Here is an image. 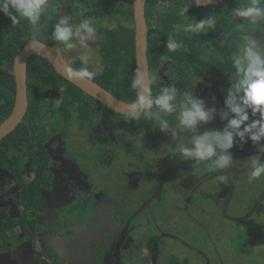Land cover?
<instances>
[{"label": "trees", "instance_id": "trees-1", "mask_svg": "<svg viewBox=\"0 0 264 264\" xmlns=\"http://www.w3.org/2000/svg\"><path fill=\"white\" fill-rule=\"evenodd\" d=\"M63 1L47 0V6L42 11L39 21L40 31L35 34L26 19L20 18L19 23L13 25L11 19L0 12V124L11 115L16 104L17 86L14 74L16 55L34 36L53 46L61 45L55 41L53 29L60 19ZM70 1L75 3L71 7L75 16L74 25L87 18L96 29L95 35L88 41L87 48L95 47L96 54L101 57V62L105 66L104 77H108L109 81L116 84L106 85L99 81V78L92 77L91 79L119 98L134 102L137 96V90L131 88V80L137 70L136 33L132 11L134 0ZM239 1L224 0L222 4L215 1L209 5H201L193 0H168L167 3H162L160 0H147L146 18L151 77L160 81L161 77L157 67L163 64L161 61L163 56L166 57V61L171 62L167 66L178 70L172 76L173 84L179 86L176 97L185 93L193 94L197 90L200 78L206 85L211 81L210 79L223 77L226 80V86L235 92L233 85L238 77L232 63V56L242 54L240 48L244 36H252L254 32L262 31L264 28L262 21H258L261 27L258 23L257 25L249 24L244 18L242 21V18H238L240 23L236 22L234 10L237 9ZM240 2L246 7L251 0ZM197 3L199 6H196ZM259 3L264 6V0H259ZM211 15L216 19L214 27L206 28L201 33L184 30L186 25L193 24L196 20L206 19ZM170 37L182 44L177 51H168L166 42ZM73 42L78 43L75 40ZM62 52L71 56L70 63L77 70L87 67L78 58L77 46L72 50L63 48ZM222 87V85L218 86L214 91L215 94H220ZM158 88L157 85L153 88V97L159 94L160 89ZM28 93L29 107L26 116L12 133L0 140V169L9 170L14 177H18L20 194L16 199L17 204L24 209L19 217L0 220V253L16 258L19 254L18 249L21 245H25L33 257L41 258L45 255L51 264H68L56 253L53 246L49 248L46 243L43 247L41 246L40 243H43V240L45 242L48 237L37 229L39 221L35 214L39 212L36 210L38 207V211L43 210L46 194L49 196L47 191L52 188L49 183L52 181V173L46 168L49 154L52 151L49 153L50 144L47 143L53 135L58 133L67 137L69 130L72 126L75 128L76 123L80 132L92 129L95 132L96 127L102 129L101 120L104 118L110 121L114 115L125 116V114L106 106L68 81L57 71L53 63L40 53L33 54L28 63ZM173 103L177 104L175 100ZM162 115L172 117L173 113ZM156 121L141 115L139 120H132L131 125L141 133L150 135L157 125ZM102 130V143L106 146L109 143L107 135H112V133L110 128ZM27 156L31 167L25 170L31 171L30 175L33 177L31 181L25 179L22 173L23 163L28 159ZM221 173L223 174L222 170ZM156 191L157 188L153 194ZM159 194L158 198L170 196L165 189ZM165 194L166 196H163ZM87 195L88 205L77 206L75 202L78 198H73L71 202H64L65 204L58 207L55 211L59 216L58 222L60 218H64L63 224L65 225L85 224L89 226L93 216L95 217L98 213L95 212L94 197L91 193ZM204 196L211 197L207 194ZM111 204V215L118 220H123L124 215L120 214L114 200ZM151 204L140 214L151 212ZM71 205L73 207L70 210L63 209ZM70 213H75L74 220ZM65 215H68L70 219H67ZM54 224L42 223L41 225H45L46 229L50 227L49 230L53 231L55 230ZM17 227L21 229V234L18 233ZM60 234L62 235V232ZM150 236L149 245L151 247L148 248L145 244L147 249H152V245L158 239L157 233H152ZM90 243L95 258L100 260L106 254V246L97 244L94 239ZM171 259L175 262L174 264H179L178 257H171Z\"/></svg>", "mask_w": 264, "mask_h": 264}, {"label": "rangeland", "instance_id": "rangeland-1", "mask_svg": "<svg viewBox=\"0 0 264 264\" xmlns=\"http://www.w3.org/2000/svg\"><path fill=\"white\" fill-rule=\"evenodd\" d=\"M160 1L167 3L168 0ZM240 1L237 3V9L245 8V4L242 5ZM74 4L70 1L69 9ZM235 17L236 22L240 23L238 18L241 17L236 13ZM258 26L262 25L258 23ZM248 37L256 38L264 46V28ZM76 44L78 55L88 56L87 68L94 73L93 78H99V81L106 85L116 84L109 81L108 77H104L105 66L101 62V57L96 54L95 47L81 48L79 43ZM64 55L71 62V56L66 53ZM200 80L203 81L202 78ZM210 80L211 83H206L205 88L195 93L196 97L203 100L205 109L211 112L210 120L198 124L193 131L179 126L180 105L184 97V94H181L175 98L177 110L173 112L172 117L169 115L163 117L169 122L167 131H161V125L156 121L157 125L153 132L147 135L135 129L131 125L132 120L114 115L110 121H106L105 118L104 122L101 120V128L109 127L112 133L107 135L109 143L106 146L102 143L103 130L97 127L98 131L95 132L94 129L80 132L76 123L75 128L72 126L65 137L68 140L67 150H64L67 159L77 163L90 176L92 188L96 184L101 187H97L98 189L105 190L111 200H114L120 214L124 216L141 210L146 202V196L153 194L158 187L161 174L164 175L170 164L190 167L188 170L174 171L176 168L174 166L171 174V169L166 172V176L168 173L170 175L163 185V190H167L170 196L162 198L157 196L151 204V212H144L133 221L130 230L135 229L131 233V237L134 234V238H129L126 246L120 251L121 264H174L171 257H178L179 264H264V175L251 182L248 179L252 167L250 158L259 155L264 162V151H261L264 148V140L257 144L248 135L243 140L235 136L234 146L228 150L233 156V162L225 168L234 190L227 214L225 207L231 187L224 168L210 169L208 167L210 161H201L197 164L180 154L182 147L192 146L191 140L194 136L212 130L223 131L228 121L233 118L225 103L232 89L226 86L223 77ZM220 85L223 87L217 95L214 91ZM213 109L214 111H211ZM249 117L246 124L260 119L257 114L253 115L251 112ZM61 147L63 149L62 143ZM107 152L111 153L107 157L110 155L113 157L109 161L105 156ZM217 152L219 155L220 150ZM133 176L138 180L136 181ZM221 176L226 179L221 180ZM129 181L132 182L131 185ZM14 191L19 192L16 189ZM95 192L97 190H94ZM204 194L211 197L206 198ZM46 196L50 199V196L47 194ZM87 196L79 193L75 205H88ZM93 201L95 212L100 217L93 221L90 234L91 238H96L97 243H101L107 238L109 206L103 202L97 205V199ZM72 207L71 205L63 209L70 210ZM65 216L70 219L68 215ZM70 216L75 219V213H70ZM63 221L64 218L59 219L61 226L58 225L60 230L55 228L56 235L67 230V227L62 228ZM152 233H157L158 239L152 245L153 249H147L151 247L149 241ZM42 234L48 237V232ZM57 241L61 245L68 244L63 239L58 238ZM40 244L43 247L44 240ZM59 244L55 245L60 246ZM18 253L17 258L0 253L3 259L1 262L6 260L13 264L23 263L30 257L24 246L18 249ZM89 253L90 250L86 246L82 248L79 244L78 253L71 255L79 260L81 256ZM112 253L116 259L117 254L114 250ZM76 260L70 259L69 262L75 264ZM41 262L46 264L44 259Z\"/></svg>", "mask_w": 264, "mask_h": 264}, {"label": "clouds", "instance_id": "clouds-1", "mask_svg": "<svg viewBox=\"0 0 264 264\" xmlns=\"http://www.w3.org/2000/svg\"><path fill=\"white\" fill-rule=\"evenodd\" d=\"M46 6L47 0H0V12L9 17L13 25L18 24L20 18L26 19L34 34L40 31L39 21ZM196 6L199 4L197 3ZM235 13L251 25H257L258 21L264 20V6L260 5L259 0H251L249 5L243 9H236ZM70 21V17L61 16L54 25L53 37L55 41L59 42L65 50L76 48L77 44L73 42L74 40L79 43L81 48H87L88 41L95 35L96 29L87 18L82 19L77 25H73ZM215 24L216 19L211 15L206 19L196 20L195 23L186 25L184 30L201 33L206 28L214 27ZM32 43L33 45L38 44L35 36ZM166 43L168 51L174 52L182 47L181 43H177L171 37ZM240 52L241 55L232 56V63L238 77L237 82L233 85L235 92L230 90L229 97L225 101L233 118L228 121L223 131L212 130L203 135L194 136L191 140V147L185 146L180 149V154L183 157L190 158L197 164L201 161H210L208 164L210 169L228 168L232 164L233 156L228 150L233 148L235 136H239L243 140L248 135L257 144L264 140V46L256 38L244 36ZM78 58L87 65V55H80ZM161 61H166V57L162 56ZM69 76L92 78L94 73L87 67H82L78 71H70ZM131 88L137 90V96L129 106L130 111L125 114V119L139 120L143 115L147 119L157 120L161 125V131H167L169 122L163 118L162 114H171L176 110L173 101L176 98L177 88L163 86L159 94L153 97L148 90L145 77L139 69L133 75ZM180 108L178 119L182 129L193 131L198 124L207 123L210 120L211 112L205 109L203 100L192 93L184 94ZM249 109L253 115L259 113L260 119L246 124L250 118ZM225 118H227V114H225ZM218 149L220 150L219 155ZM261 151H264V148ZM250 161L252 167L248 176L249 182L264 175V162L261 161L259 155L251 157ZM220 179L225 180L226 178L221 176Z\"/></svg>", "mask_w": 264, "mask_h": 264}, {"label": "flooded vegetation", "instance_id": "flooded-vegetation-1", "mask_svg": "<svg viewBox=\"0 0 264 264\" xmlns=\"http://www.w3.org/2000/svg\"><path fill=\"white\" fill-rule=\"evenodd\" d=\"M220 1H221V3L224 2V0H220ZM220 1L217 0V2H220ZM63 3H64V1H63ZM62 7H63V4H62L61 10H60V18H61ZM68 12H69V16L71 17V19L75 20V16L73 15L74 12H72L71 8L69 9V4H68ZM262 23H264V22H262ZM256 33H259V32H254L253 35H255ZM56 47L60 48V45L56 46ZM60 49L62 50L63 47ZM168 63L170 64L171 62L164 61L163 64H161L157 67L159 75L161 78H160V81H158L157 79L155 80L154 78L151 79L152 90L155 87V85L159 86L158 89H161V87H163V86H175L177 88V92H178L179 86L177 84H173L174 81L172 79L173 73H176L178 70L174 69L170 66H167ZM154 74L155 73L153 72V75ZM201 82H203V83H201ZM199 83L200 84H199V87H197V90H201V89L205 88L206 85H204L205 84L204 81H201L199 79ZM197 90L193 93V95L197 96L195 94V93H197ZM105 119H107V118H105ZM76 120H77V118H76ZM76 120L73 122V124L76 122ZM106 128H109V127H106ZM109 132H110V130H109ZM67 141L68 140L65 139V137H63L62 134L58 133L56 135H53L52 138H50L49 142L47 143V144H50L49 153L52 151L49 154L50 157L46 163V168H48L49 171L52 173V181L49 182L51 184L52 188H51V190L47 191L49 196H51V197H50V199L45 198L46 201L44 202V206H43L42 211H38L39 207L36 210L37 212H39V214H37V213L35 214L38 221H39L37 229L40 231L41 234H42V232H48V234L53 239L50 240L51 243L46 240L45 241L46 245L49 248H50V246H51V248L53 246V249L56 250V253L60 257L64 258L68 264H70V262H69L70 259L76 260V257L72 256L71 254L78 253V245L79 244L82 246V248L84 246H86V248L90 250V253L86 254L84 256H81L79 260H76L75 264H80L81 262H83L85 264H121L122 258L120 255V251L123 249V247L126 246V243L129 240V238H134V234L131 237V233L134 232L135 229L130 230V228L133 225L132 224L133 221L135 219H137L136 217H138L139 215H136L134 218L131 219V217L134 216L136 213V212H134V214H132L130 216H124L123 220H118L111 215L110 211L112 209V204H111L112 200L108 196V193L103 189H98L101 187L96 186V184L92 188L90 186V184L92 185L93 183L90 181V176L86 172H84L81 169V167H79L77 165V163H75L73 161H69L67 159V157L65 156L64 150L67 148L66 147ZM61 143L63 144V149L61 147ZM46 146H48V145H46ZM109 154H111V153L107 152L105 154V156L107 157V155H109ZM111 157L112 156L110 155V157H107L106 160L109 161V159ZM27 158H28V156H27ZM30 164L31 163L29 162V158L26 159L23 163V171H22L23 177L29 181H31V179H33V177L30 175L32 173H31V171H26L25 169L31 167ZM174 166L176 167L174 169V171H178L180 169H187V170L189 169L187 166L172 163V164H170V166H168V168H166V172L171 169L170 170V174H171L173 172L172 170H173ZM166 172L164 173V175L161 174L162 177L160 176V180L158 183L156 193L152 194L150 197L146 198V202L150 201L148 206L159 195V193H161L163 191V185H164V183L167 182V179L170 175L168 173V175L165 176ZM133 177L136 181L138 180L135 176H133ZM161 182H162V187H161V191H159ZM129 184L131 185L132 182L129 181ZM15 189L19 190V192L15 193V191H14ZM94 190H97V192L94 193ZM42 193L44 194V189L42 190ZM79 193H82L85 195L88 193H91L92 196L94 197V199H97V202H96L97 205H98V203L103 202L104 204H107L109 206V208H108L109 216L108 217H110L109 218L110 220L107 219L108 226H109L107 233H106L107 238L105 241H103L101 243H97L96 238H93V237L91 238V234H90L92 231L91 227H92L93 221H95L96 217H98V218L100 217L99 214H97L95 217L93 216L92 222L89 226H86L85 224H80V225L78 224L79 226L72 225V224H70V225L62 224L63 225L62 228L67 227V230H65V232H62V235L60 233L58 235H56V230L51 231V230H49V229H51L50 227H47V229H46L45 225H41L42 223L43 224H48V223L54 224L55 223L54 224L55 228L60 230V227L58 226V225H60V223L58 222L59 216L57 213H55V211L61 205L68 203V202H71L73 200V198L77 199ZM19 194H20V184L18 182V177L17 176L14 177L9 170L0 169V220L11 219V218L13 219V218L19 217L23 213V211H24L23 207H21L20 205L17 204L16 198L19 196ZM147 207L145 209H147ZM141 210H142V208H141ZM19 230H21V229L17 227L18 233L21 234V232ZM59 235H60V237H59ZM58 238L67 241L68 244L66 243L65 245H62L63 248H60V246L55 245V244H59V242L57 241ZM93 239L95 240V242L97 244H101V245L106 246V254H104L100 260L95 258V253L93 252L92 248L90 247V244H91L90 242ZM59 245H61V244H59ZM112 250H114L115 254H117L116 259L113 257ZM1 254L4 255L3 253H1ZM1 256H0V264H13V263L8 262L6 260H4V262H1L3 260L1 258ZM43 259L45 260L46 264H51L49 262V260H47V257L45 255H43L40 258L38 256L33 257V256H31V254L27 260L23 261V263L18 262L17 264H42L41 261Z\"/></svg>", "mask_w": 264, "mask_h": 264}, {"label": "water", "instance_id": "water-1", "mask_svg": "<svg viewBox=\"0 0 264 264\" xmlns=\"http://www.w3.org/2000/svg\"><path fill=\"white\" fill-rule=\"evenodd\" d=\"M70 0H64L61 16L70 17L68 12V2ZM201 5H209L217 0H193ZM146 4L147 0H134L133 3V15L135 23L136 33V67L139 69L144 77L150 94L152 95V83L151 73L149 68V36H148V24L146 18ZM71 18V17H70ZM70 23L75 24V20L71 19ZM38 40V44L33 45V39L29 40L25 47L16 55L14 62V74L17 86V98L16 104L11 115L6 118L0 124V140L12 133L18 125L23 121L29 107V93H28V63L31 56L35 53L43 54L49 61L53 63L57 71L65 77L68 81L82 89L84 92L95 97L106 106L113 110L126 114L130 111V105L133 102H127L110 90L100 85L91 78H76L70 77V71H78L74 66L65 58L62 50L59 47L50 45L42 40ZM190 168V167H188ZM224 173L230 183V195L226 202L225 213L227 214V208L231 202L233 196V184L231 178L224 168ZM166 176V175H165ZM165 178V177H164ZM163 178V179H164ZM162 182L160 184L161 191ZM146 202L141 211H137L134 216L139 215L149 204ZM254 212V210L252 211ZM97 213V212H96ZM130 219V220H131ZM95 241V240H94Z\"/></svg>", "mask_w": 264, "mask_h": 264}, {"label": "crops", "instance_id": "crops-1", "mask_svg": "<svg viewBox=\"0 0 264 264\" xmlns=\"http://www.w3.org/2000/svg\"><path fill=\"white\" fill-rule=\"evenodd\" d=\"M15 82H16V80H15ZM97 82V81H96ZM98 83V82H97ZM101 85V84H100ZM103 86V85H102ZM145 210V209H144ZM59 237H60V235H59ZM53 239V238H52ZM47 241H49L50 242V235H48V238H47ZM51 243V242H50ZM21 246H24V247H26L25 245H21ZM61 246V248H63L62 247V245H60Z\"/></svg>", "mask_w": 264, "mask_h": 264}]
</instances>
